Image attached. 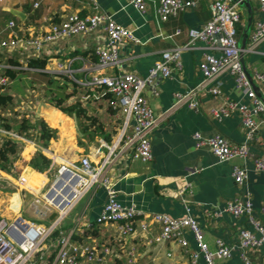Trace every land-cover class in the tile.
Wrapping results in <instances>:
<instances>
[{
  "label": "crops",
  "instance_id": "crops-1",
  "mask_svg": "<svg viewBox=\"0 0 264 264\" xmlns=\"http://www.w3.org/2000/svg\"><path fill=\"white\" fill-rule=\"evenodd\" d=\"M157 2L151 0L149 10L141 13L129 0H98L96 4L89 0H0V36L3 38L8 35L22 39L37 36L45 32L50 23H60L69 14L77 13L82 17L96 14L111 17L133 31L139 40L137 44H124L119 63L111 68H102L95 54L100 39L105 36L101 31L60 41L45 48L40 55L25 46L0 51V77H7L5 73L8 69L24 71L15 80L7 77L10 84L5 91L8 90L14 97L11 110L27 115L33 121L43 120L57 133V137L44 147L34 139L4 130L0 122V143L9 138L21 145L23 153L29 151L30 157L36 151L51 160L47 171L39 172L25 166L18 178L0 170V218L45 221L50 225L53 214L43 218L35 211L34 216L28 219L20 207L28 201L29 195L32 204L41 200L39 209L42 210L43 196L56 180L59 171L63 167L77 170L81 158L88 156L94 166L103 169L102 177L110 180L117 192L118 201L138 213L135 234L122 241L123 253H120L122 248L118 247V241V244L110 245L116 250V256L106 264H129L127 252L130 250L135 252L136 264H192V253H200L193 232L183 229L182 238L188 242L187 247L181 246L174 239L163 244L152 243L161 233V226L151 220L155 214H163L172 219H183L191 215L203 229L205 241L211 250H215L217 239L230 242L235 239L240 227L250 228L245 218L238 219L225 212L226 204L241 195L232 176L233 166L239 161L220 162L209 148L198 146L194 135L201 133L210 137L218 133L235 143L246 142L247 134L240 113L227 116L219 108L226 102L247 105L251 100L238 90L235 78L225 72L214 82V85H221V96L194 95L176 105L177 95H186L203 83L200 62L205 54L214 52L202 42L185 48L189 41V30L200 29L210 21V1L199 0L197 8H190L167 22L159 21ZM251 4L252 13L240 5L241 43L250 23L249 17L251 14L253 16L247 48L255 21L264 20L257 4ZM10 21L16 22L15 30H8ZM178 47L182 49V71L163 80L158 86L157 96L149 90L146 92V98L159 118V123L151 135L153 159L145 164L134 158L133 148L124 146L123 131L126 128L127 134H131L134 121L128 120L121 110L110 108L106 98L109 93L105 89L93 90L89 85L90 80L97 73L113 76L133 73L145 78L155 63L161 60L164 52ZM31 58H46V72L50 74H60L57 65H64L70 78L79 86L80 99L88 109L87 115L96 120L91 126L92 121H86L90 126L88 133L81 130L75 117L37 98L33 87L38 79H43L36 74L38 71L28 67ZM244 59L250 76L264 74V41L255 51H247ZM260 87L264 90L263 85ZM197 99L199 106L194 109L190 102ZM254 137L257 141L251 143V152L256 157H263L264 128ZM250 167L244 191L249 193L253 207L264 223V175L255 172L252 165ZM27 174L33 176V179L25 181L24 176ZM106 200V189L100 183L66 214L62 229L66 232L76 230L75 235L83 238L81 242L91 243L83 235L86 225L90 224L94 226V245L103 242L108 245L117 240L114 226L97 225ZM142 222L152 223L147 231L141 229ZM256 258L255 264H264V246ZM216 263L244 264L237 255ZM198 264H205L202 256Z\"/></svg>",
  "mask_w": 264,
  "mask_h": 264
},
{
  "label": "built area",
  "instance_id": "built-area-1",
  "mask_svg": "<svg viewBox=\"0 0 264 264\" xmlns=\"http://www.w3.org/2000/svg\"><path fill=\"white\" fill-rule=\"evenodd\" d=\"M209 1L212 12L210 21L200 29L189 30V41L185 48H191L196 42H202L214 52L205 54L200 62L199 69L204 77L203 83L186 95H177L176 105L184 103L194 95L221 96L223 94L221 85H214V82L225 72L235 78L238 90L250 98L251 103L247 105L226 102L219 108L220 112L227 116L235 112L240 113L247 134L246 142L235 143L218 133L210 137L203 136L201 133L194 135L198 146L209 148L220 162L239 161L233 166L232 176L241 195L226 204L225 212L238 219L245 218L250 228L240 227L233 241L217 239L215 250H211L205 241L203 229L191 215L188 214L183 219H172L163 214H155L151 220L152 223L161 226V233L152 243L163 244L174 239L181 246L187 247L188 242L182 238V232L183 229H190L200 250V253H192V264H198L200 256L204 258L205 264H217V261L230 259L235 255L239 256L244 264H255L256 255L264 246V223L253 207L249 193L244 191V186L249 177L250 165L255 172L264 175V156L256 157L250 149L251 143L257 141L254 135L264 128V90L260 87V85L264 86V74L256 73L250 76L243 67L241 34L237 28L242 21L240 3L234 0ZM249 1L256 3L264 16V0ZM89 2L96 4L98 0H89ZM129 2L141 13H146L151 4V0H129ZM198 5L199 0H158L156 13L160 22H167L190 8H197ZM7 28L9 31L15 30L16 22L10 21ZM98 31L105 35L95 49L102 68H111L119 63L120 51L124 44L139 43L133 31L118 24L111 17L100 14L82 17L80 14L73 13L60 23H50L47 30L37 36L26 39L13 35H8L6 38L0 36V51L25 46L32 48L35 54L40 55L45 48L60 41ZM263 41L264 20L258 19L254 23L246 52L255 51ZM181 51L182 49L178 47L164 52L161 60L155 63L145 78L133 73L119 76L97 73L90 80L89 85L104 88L112 95L113 100L110 106L113 109L121 110L128 120L134 121L131 134H127L126 128L123 131L124 146L133 148L134 158L145 164L153 159L151 135L159 123V118L146 98V92L149 90L157 96L159 84L171 78L176 72L182 71ZM57 66L60 74L70 77L63 64L59 63ZM250 77L254 84L259 86L260 95L255 91ZM9 84L7 77H0V91L7 88ZM190 106L197 109L198 99L190 102ZM102 170L94 166L91 159L85 156L81 158L77 170L63 167L59 171L56 179L64 172H69L65 186L71 187L73 192V197L67 200L65 209L61 210L53 200L47 198V193L43 196L42 210L39 209L41 200L38 199L32 204L39 216L43 218H49L52 214L58 213L49 226L31 220L12 221L1 217L0 264H49L47 256L53 254L55 248L57 252L51 264H106L110 258L116 256V250L112 246L74 241L76 230L66 232L62 229V221L66 214L93 187L102 183L107 192V200L97 223L114 226L117 241L120 242L128 240L135 234L137 211L132 207H124L118 201L116 190L108 178L102 177ZM186 208L190 212V208L188 206ZM150 224L142 222L140 227L143 231H147ZM86 227H90V224ZM55 231H60L56 241L51 237ZM127 260L129 264H136L133 250L127 252Z\"/></svg>",
  "mask_w": 264,
  "mask_h": 264
},
{
  "label": "trees",
  "instance_id": "trees-1",
  "mask_svg": "<svg viewBox=\"0 0 264 264\" xmlns=\"http://www.w3.org/2000/svg\"><path fill=\"white\" fill-rule=\"evenodd\" d=\"M240 30V24L237 26ZM46 58H31L28 60V67L30 69L36 70V74L43 79V93L39 95L40 100H44L57 109L61 110L65 114L75 117L78 121L79 127L85 133H88L90 126L95 124V119L89 118L88 109L83 105L82 100L79 95V86L68 76L63 74H50L46 72ZM24 71L16 69H8L5 75L10 80L17 79ZM93 90H103L101 87H92ZM6 89V88H5ZM5 89L0 91V122H2L1 127L4 130L12 131L19 136H24L29 139H34L38 144L47 147L51 140L57 137L55 130L50 128L47 123L43 120L33 121L27 115H23L19 112H12L11 106L14 104V97L12 94L5 92ZM106 98L110 102L113 100L112 95L109 93ZM110 108H113L110 106ZM9 113V115H4ZM90 122V126L86 124V121ZM33 153V154H32ZM31 157L29 156V151L23 153L21 145L12 139H4L0 143V170L18 178L21 175L22 168L25 166H30L39 172L47 171L51 166V160L47 158L42 153L33 151ZM20 161V162H19ZM21 166L20 168L18 167ZM17 163V164H16ZM25 181L33 179L31 175L24 176ZM97 225H100L97 223ZM84 237L91 240L89 244H93L95 241L94 226L85 227ZM60 236V231H55L52 234V239L57 240ZM83 238L79 235H75L74 241L81 242ZM117 240L112 241L108 245L117 243L120 246V253H123V243ZM84 243V242H81ZM99 245H104L99 243ZM54 253L47 256V261L51 264L56 256L57 249H53Z\"/></svg>",
  "mask_w": 264,
  "mask_h": 264
},
{
  "label": "water",
  "instance_id": "water-1",
  "mask_svg": "<svg viewBox=\"0 0 264 264\" xmlns=\"http://www.w3.org/2000/svg\"><path fill=\"white\" fill-rule=\"evenodd\" d=\"M236 3H240L241 6L247 8V10H249L252 13V4L249 0H234ZM19 16H21V14H18ZM253 21V16L252 14L249 17V26L248 28L245 30L244 32V39L241 43V49H242V54H241V61L243 64L244 69L247 71V67H246V63H245V53L247 50V41H248V34L249 31L251 29V24ZM248 72V71H247ZM249 74V73H248ZM251 82L253 84V87L255 89V91L257 92L258 95H260V90L259 88L254 84L252 78L250 77ZM69 176V172L66 171L64 172V174H62L58 179H56L53 183V185L51 186V188L48 190L46 196L47 198L51 199L54 201V203L61 209H65L66 204H67V200L71 199L73 197V192L71 187H66L65 186V181L67 180ZM61 192V193H59ZM65 197V198H64ZM58 216V213H54L51 216V219L54 220L56 217Z\"/></svg>",
  "mask_w": 264,
  "mask_h": 264
},
{
  "label": "rangeland",
  "instance_id": "rangeland-1",
  "mask_svg": "<svg viewBox=\"0 0 264 264\" xmlns=\"http://www.w3.org/2000/svg\"><path fill=\"white\" fill-rule=\"evenodd\" d=\"M39 81H37V83H36V85H34V87H33V89L35 90V92H36V94L35 95H37V98H40L39 97V95L41 96L42 94H44L43 93V80L41 81V79H38ZM19 83V82H18ZM20 84V83H19ZM5 92H7L8 93V90L7 91H5ZM12 112H14V111H12ZM0 114H1V112H0ZM7 115V114H6ZM53 184V183H52ZM52 184L50 185V187L52 186ZM50 187L48 188V190L50 189ZM24 188V187H23ZM42 194H44V193H42ZM41 194V195H42ZM32 197L31 196H29L28 195V198H27V200L28 201H26L24 204H23V206H21L20 207V210H22L24 213H25V217H27L28 219H30L31 217H33L34 216V213H35V211H36V208L32 205ZM29 200H30V202H29ZM13 205H14V203H13ZM11 206V203L9 204V207ZM38 216V215H37ZM32 221H34V222H36V223H39V224H44L45 226H49V223L48 222H45V221H41V222H38V221H36V220H32Z\"/></svg>",
  "mask_w": 264,
  "mask_h": 264
}]
</instances>
